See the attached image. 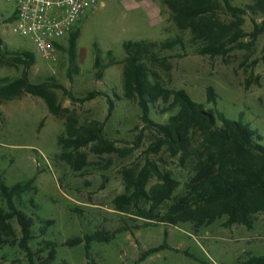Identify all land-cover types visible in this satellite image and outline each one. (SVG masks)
Returning <instances> with one entry per match:
<instances>
[{"label":"rangeland","instance_id":"obj_1","mask_svg":"<svg viewBox=\"0 0 264 264\" xmlns=\"http://www.w3.org/2000/svg\"><path fill=\"white\" fill-rule=\"evenodd\" d=\"M233 2L244 4L252 0ZM144 5L155 6L153 16ZM14 9L13 2L0 0L1 49L33 52L31 81L53 78L64 85L76 100L55 90L62 107L68 108L80 123L91 119L104 121L106 137L119 149L130 150L125 154L96 155L89 145L81 149L86 154V164L76 172L57 157L64 120L50 114L41 98L25 94L0 105V182L12 185L36 175V193L22 195V208L35 219L34 238L30 241L34 251L43 247L44 241L55 242V259L49 264H238L247 252L264 254V212L254 216L253 226L248 229L240 224L225 226V216L201 226L190 222L173 226L136 215L134 206L128 212L114 208V197L124 192V168L138 171L149 159L172 173L179 186L162 209L184 193L193 174L192 156L181 162L180 154L173 156L166 147L157 153L150 151L154 137L144 129L137 102L123 97L122 64L103 69L101 76L94 65L96 54L106 62L109 50L122 61L125 57L122 43L126 40L160 41L178 35L180 31L160 0H99L79 26L74 63L69 60L65 39L54 60L43 59L30 39L14 32L9 20ZM253 20L259 23L261 17L245 16L243 28L247 33L253 31ZM243 41L249 43L248 48H235L224 56L199 55L191 50L176 56L181 53L178 49L163 52L160 56L166 57L167 66L155 63L151 69L166 88L184 89L194 101L206 108H218L231 119L243 113V119L264 135V32L253 40L248 35ZM19 74L20 68L0 65V77ZM208 87L213 88L216 105L207 102ZM92 90L103 91L114 100L110 115L106 96L77 100ZM163 106L157 104L152 110L154 119L164 121L169 116V112L160 113ZM156 181L151 176L147 187ZM0 208H5L1 196ZM44 220L53 224L42 234ZM122 226L126 229L111 241L93 242L88 256L83 244L64 245L70 237L98 229L113 231ZM1 234L8 243L0 244V264H29L24 251L14 242L20 236L16 220L9 219ZM164 242L168 247L141 262L138 260L142 251Z\"/></svg>","mask_w":264,"mask_h":264},{"label":"trees","instance_id":"obj_2","mask_svg":"<svg viewBox=\"0 0 264 264\" xmlns=\"http://www.w3.org/2000/svg\"><path fill=\"white\" fill-rule=\"evenodd\" d=\"M160 1L169 10L172 22L180 31L178 35L160 41L126 40L122 43L125 53L122 61L109 50L108 60L105 62L96 54L94 65L101 76L103 69L122 64L123 97L137 102L144 129L154 137L150 151L157 153L166 147L173 156L179 153L181 162L192 156L193 174L184 193L162 209L164 202L172 198L179 186L172 173L160 169L149 159L138 171L124 168V192L114 197V208L128 212L134 206L136 215L164 225L190 222L201 226L225 216V226L240 224L251 229L254 216L264 212V135L243 119V113L231 119L218 108H206L203 103L194 101L184 89L166 88L154 76L151 66L155 63L167 66L166 57L160 54L176 49L181 51L176 56L188 54L189 50L199 55L224 56L235 48H248L249 43L243 39L251 35L253 40L264 32V0L244 4L234 3L233 0ZM249 14L261 17L259 23L253 20L251 33L243 28L245 16ZM13 19L12 13L9 20ZM79 32L78 26L67 39L66 49L71 63L75 61ZM59 46L60 49L64 47ZM34 63L33 52L25 49L3 51L0 43V65L20 68L18 76L0 77V105L25 94L41 98L50 114L64 120V133L58 137L61 151L57 157L76 172L86 164V154L81 149L89 145L96 155L130 151L119 149L106 137L104 121L91 119L80 123L68 108L62 107L55 90H61L70 100H76L64 85L53 78L31 81L29 70ZM97 96L107 97L110 115L115 102L103 91H89L77 100L84 102ZM215 97L213 88L208 87L207 102L216 105ZM157 104L164 105L160 113H170L164 121L152 117V110ZM151 176H155L157 181L147 187ZM35 180L36 175H33L12 185L0 182V196L5 201V208H0V244L8 243L2 237L1 228L13 218L20 229V236L14 242L26 254L28 263L49 264L55 259L57 245L53 241H44V246L36 251L30 247L35 219L33 214L22 208V195L37 191ZM139 203L148 205V208L141 207ZM51 224V220H44L40 233L45 234ZM125 229L123 226L113 231L98 229L70 237L64 245L73 247L83 244L88 256L93 242H109ZM166 247V242L150 247L142 251L138 260L141 262ZM184 253L190 256L186 251ZM238 264H264V254L247 252Z\"/></svg>","mask_w":264,"mask_h":264},{"label":"built area","instance_id":"obj_3","mask_svg":"<svg viewBox=\"0 0 264 264\" xmlns=\"http://www.w3.org/2000/svg\"><path fill=\"white\" fill-rule=\"evenodd\" d=\"M8 1L15 4L14 32L30 39L37 53L50 61L56 58L59 45L67 42L70 34L99 4V0Z\"/></svg>","mask_w":264,"mask_h":264},{"label":"crops","instance_id":"obj_4","mask_svg":"<svg viewBox=\"0 0 264 264\" xmlns=\"http://www.w3.org/2000/svg\"><path fill=\"white\" fill-rule=\"evenodd\" d=\"M145 9L148 10V13L151 14L152 16L154 15L155 12V6H151V5H144Z\"/></svg>","mask_w":264,"mask_h":264}]
</instances>
